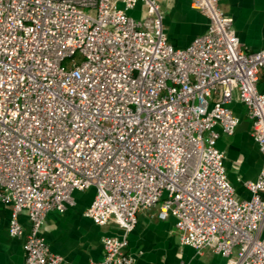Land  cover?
Wrapping results in <instances>:
<instances>
[{
  "label": "built area",
  "instance_id": "1",
  "mask_svg": "<svg viewBox=\"0 0 264 264\" xmlns=\"http://www.w3.org/2000/svg\"><path fill=\"white\" fill-rule=\"evenodd\" d=\"M220 4L191 0L208 28L176 48L155 0H0V204L11 237L28 218L24 264L63 262L42 229L91 188L84 216L123 232L91 264H134L128 235L154 208L196 253L264 264V161L241 199L218 148L236 100L264 159V49L242 46Z\"/></svg>",
  "mask_w": 264,
  "mask_h": 264
},
{
  "label": "crops",
  "instance_id": "2",
  "mask_svg": "<svg viewBox=\"0 0 264 264\" xmlns=\"http://www.w3.org/2000/svg\"><path fill=\"white\" fill-rule=\"evenodd\" d=\"M164 14V27L172 45L185 48L203 35L208 19L195 10L191 0H155ZM220 8L233 22L242 46L249 51L264 49V0H221ZM141 15L140 6L133 11ZM140 17V16H139ZM264 90V84L261 83ZM239 118L233 136H222L218 148L224 153L229 180L241 199L250 198L244 182L256 180L263 165V157L251 135V123L245 107L234 100L231 105ZM95 195L93 188L75 192V205L65 212H50L42 229V236L52 253L62 257L61 264H91L103 259V239L121 237L123 232L114 222L98 226L84 216ZM10 211L0 204V264H24V241L30 224L21 216L24 234L11 237L8 233ZM264 235V229L263 233ZM127 252L134 264H226V259L211 249L202 254L182 245L176 220L158 218V208L138 214L135 229L128 235Z\"/></svg>",
  "mask_w": 264,
  "mask_h": 264
},
{
  "label": "rangeland",
  "instance_id": "3",
  "mask_svg": "<svg viewBox=\"0 0 264 264\" xmlns=\"http://www.w3.org/2000/svg\"><path fill=\"white\" fill-rule=\"evenodd\" d=\"M129 15L134 16L135 18H139V16H140L139 14H136V13L134 14L133 11L129 12Z\"/></svg>",
  "mask_w": 264,
  "mask_h": 264
}]
</instances>
